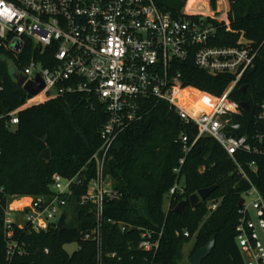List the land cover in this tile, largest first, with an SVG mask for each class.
Wrapping results in <instances>:
<instances>
[{
  "label": "trees",
  "instance_id": "trees-1",
  "mask_svg": "<svg viewBox=\"0 0 264 264\" xmlns=\"http://www.w3.org/2000/svg\"><path fill=\"white\" fill-rule=\"evenodd\" d=\"M154 1L176 18L200 17L184 12L187 2L188 11H197L195 0ZM228 2V25L206 17L216 27L209 44L240 46L244 38L257 51L232 94L237 102L250 104L238 118L242 123L238 135H247L254 143L252 134L259 127L254 115L264 102V0ZM211 7L216 8V0H211ZM28 59L27 52L0 58V101L4 109L19 108L28 98L10 70L11 66L21 69ZM178 72L182 86L175 90L174 97L195 111L211 108L234 79L232 74L211 75L199 68L194 53L185 61L171 63L170 73ZM132 114L105 163L104 174L119 196L104 201L101 258L96 241L83 235L97 224L95 206L86 200L88 184L96 178V165L88 161L102 144L101 131L109 118L106 105L95 93H67L23 108L14 130L0 121V185L5 188L0 199V264H190L188 260L183 262L185 244L194 238L193 254L212 236L216 237V245L202 264H245L236 241L239 203L251 183L264 197V153L239 150L231 157L215 138L204 136L194 143L180 165L184 155L180 136L187 133L192 141L197 135L196 126L184 122L168 101L154 97L136 99ZM46 149L51 152L49 160L41 157ZM253 161L254 168L250 166ZM55 173L66 178L76 176L79 181L72 185V194L57 223L36 231L28 221L22 226L15 222L8 236L5 220L9 202L24 196L49 197ZM181 179L182 192L171 194ZM213 185L217 188L196 208L187 202L181 213L175 211L191 194ZM210 202L218 204L215 210L210 209ZM143 231L153 236L162 233L156 255L139 249ZM184 231H188V237ZM69 243L77 244L72 253L65 249ZM113 253L114 257L108 255Z\"/></svg>",
  "mask_w": 264,
  "mask_h": 264
},
{
  "label": "built area",
  "instance_id": "built-area-1",
  "mask_svg": "<svg viewBox=\"0 0 264 264\" xmlns=\"http://www.w3.org/2000/svg\"><path fill=\"white\" fill-rule=\"evenodd\" d=\"M192 15L200 17L176 18L163 12L154 0H0V58L27 52L29 59L19 69L20 74L26 81H35L39 72L44 83L42 91L36 96L28 95L19 108L4 109L0 101V121L16 129L20 111L39 96L43 103L67 93L88 92L95 93L106 105L109 118L101 131L102 144L88 161L96 165V178L88 184L86 200L95 206L97 224L83 235L84 239L96 241L100 258L104 201L119 196L104 174L105 163L115 139L133 116L136 99L154 97L168 101L184 122L196 126L197 135L192 141L187 133L180 136L184 153L180 165L185 163L194 143L204 136L215 138L231 157L239 150L264 153V102L258 105L259 111L254 115L259 127L252 134L253 143L247 135H238L242 128L238 118L243 116V108L232 98L257 51L244 38L240 46L210 45L216 33L215 25L206 20L207 14ZM212 18L219 20L216 16ZM225 22L228 25L229 19ZM191 53L195 55L196 65L211 75H234L207 110H191L174 97L182 79L181 73H170L171 63L185 61ZM235 164L249 180L241 163L235 160ZM250 166L254 168L255 162ZM74 183H79L76 176L66 178L55 173L49 197H31L29 204L22 203L18 208L24 221L36 231L47 230L57 223ZM179 185L171 189V194L182 192ZM4 194L5 188L0 185V199ZM22 198H14L7 206L8 236L12 235V224L16 222L10 211H17L13 205ZM242 198L236 241L245 264H264V197L251 183ZM209 206L215 210L218 204L210 202ZM184 236H189L188 231H184ZM161 237L162 233L153 236L143 231L138 247L156 255Z\"/></svg>",
  "mask_w": 264,
  "mask_h": 264
},
{
  "label": "water",
  "instance_id": "water-1",
  "mask_svg": "<svg viewBox=\"0 0 264 264\" xmlns=\"http://www.w3.org/2000/svg\"><path fill=\"white\" fill-rule=\"evenodd\" d=\"M10 70H11L13 79L16 81V83L19 86H21L25 90V92L29 96L38 95L44 88V83H43L42 77L39 72H36L35 74V81H26V77L20 74L19 69H17L14 66H11ZM242 88L243 90H245L246 87L244 86ZM249 105H250L249 102H243L241 104L242 108L245 110H249ZM41 157L49 160L50 159L49 149L44 150L41 153ZM216 188H217V185H213L207 188L200 189L196 193L191 194L188 200H184L176 206L175 211L178 213H181L185 205L187 204V202L190 203L192 208H196L198 204L201 201L206 200ZM243 204H244V199L241 198L239 207H242ZM215 245H216V237L212 236L211 239L205 245L201 246L193 254L190 255V257L188 258L189 263L190 264H202L203 259L212 252Z\"/></svg>",
  "mask_w": 264,
  "mask_h": 264
},
{
  "label": "rangeland",
  "instance_id": "rangeland-1",
  "mask_svg": "<svg viewBox=\"0 0 264 264\" xmlns=\"http://www.w3.org/2000/svg\"><path fill=\"white\" fill-rule=\"evenodd\" d=\"M195 1H196V3L194 5V8L197 11L196 12L195 11H192V12L188 11L187 10L188 2H187L186 6L184 7L185 13H187V14L197 13V14H203V15L207 14L210 17L216 16L219 20H222V21H225L226 19L228 20V15H227L228 13H226L227 11L229 12V10H230L228 0H216V8L210 7L211 6V0H195ZM211 8H212V11H211ZM42 101L43 100L41 99V96H39L38 98L34 99L32 103L33 104L34 103H40V102L42 103ZM49 153H50V158H51L50 150H49ZM183 183H184V179H181L179 186L183 185ZM243 197H244V195H243ZM247 200H249V197H247ZM167 204L168 203L166 201V205ZM15 205H17V204L14 203L13 206H15ZM10 212H11V217L16 220V223L19 226H22L25 223L24 216H23V214H21V212L19 210L14 211V212L10 211ZM193 245H194V238L190 239V241L187 244H185L183 262L187 261L188 258L190 257ZM65 249L69 253H72L74 250L77 249V244L76 243H69L65 246Z\"/></svg>",
  "mask_w": 264,
  "mask_h": 264
},
{
  "label": "crops",
  "instance_id": "crops-1",
  "mask_svg": "<svg viewBox=\"0 0 264 264\" xmlns=\"http://www.w3.org/2000/svg\"><path fill=\"white\" fill-rule=\"evenodd\" d=\"M30 199H31L30 196H24L22 199L15 201V203L17 204V205H15V207L17 208L16 210H18V208L20 207V205H22V203L23 204H29Z\"/></svg>",
  "mask_w": 264,
  "mask_h": 264
}]
</instances>
